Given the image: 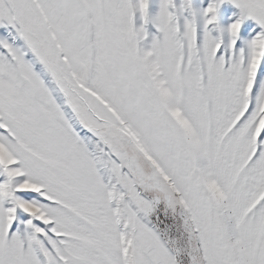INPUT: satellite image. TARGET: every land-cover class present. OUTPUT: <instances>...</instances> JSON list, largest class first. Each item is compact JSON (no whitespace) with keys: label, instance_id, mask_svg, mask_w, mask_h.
Returning a JSON list of instances; mask_svg holds the SVG:
<instances>
[{"label":"snow or ice","instance_id":"1","mask_svg":"<svg viewBox=\"0 0 264 264\" xmlns=\"http://www.w3.org/2000/svg\"><path fill=\"white\" fill-rule=\"evenodd\" d=\"M0 264H264V0H0Z\"/></svg>","mask_w":264,"mask_h":264}]
</instances>
